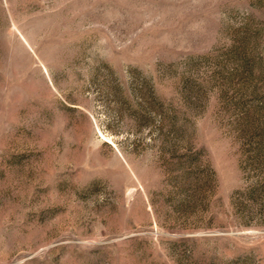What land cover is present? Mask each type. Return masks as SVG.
Returning <instances> with one entry per match:
<instances>
[{"label":"rangeland","instance_id":"rangeland-1","mask_svg":"<svg viewBox=\"0 0 264 264\" xmlns=\"http://www.w3.org/2000/svg\"><path fill=\"white\" fill-rule=\"evenodd\" d=\"M0 264H264V0H0Z\"/></svg>","mask_w":264,"mask_h":264}]
</instances>
